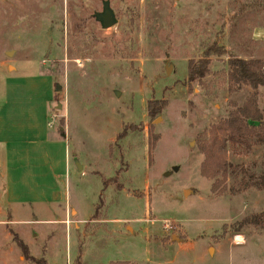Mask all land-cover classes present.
<instances>
[{
	"label": "rangeland",
	"instance_id": "rangeland-1",
	"mask_svg": "<svg viewBox=\"0 0 264 264\" xmlns=\"http://www.w3.org/2000/svg\"><path fill=\"white\" fill-rule=\"evenodd\" d=\"M253 33L264 0H0V264H264V228L238 226L264 141L225 142L219 195L201 172L231 103L255 92L264 120V86L227 77Z\"/></svg>",
	"mask_w": 264,
	"mask_h": 264
},
{
	"label": "trees",
	"instance_id": "trees-1",
	"mask_svg": "<svg viewBox=\"0 0 264 264\" xmlns=\"http://www.w3.org/2000/svg\"><path fill=\"white\" fill-rule=\"evenodd\" d=\"M208 64L209 61L206 57L199 58L196 62L189 61L187 66L188 80L194 81L203 77L208 72ZM227 65L228 81L230 84H234L236 89H239L242 85H248L253 90H256L259 86H264L263 60L259 58H231ZM231 104L233 108L228 112V115L210 128V132L213 133L211 145L204 144L202 146L205 159L201 164V172L214 179L211 184V191L218 195L227 189L225 182L232 167L224 158L225 142L230 141L234 144L247 145L249 138H253L254 143L264 141V132H260L264 126V120L262 111L257 105L256 93L252 92L241 105L234 102ZM254 122H257V124H254ZM217 132H222L223 137L218 139ZM213 146L218 147L215 150L220 152L219 154L211 150ZM248 179L251 182L249 184L257 188H264V175H259L257 178L250 175ZM244 224H253L264 228V210L244 217L238 223V226Z\"/></svg>",
	"mask_w": 264,
	"mask_h": 264
},
{
	"label": "water",
	"instance_id": "water-1",
	"mask_svg": "<svg viewBox=\"0 0 264 264\" xmlns=\"http://www.w3.org/2000/svg\"><path fill=\"white\" fill-rule=\"evenodd\" d=\"M95 18L100 21L103 28L110 27L115 24L116 20L112 10L109 8L108 2L103 3L102 11L94 14ZM168 68V67H167ZM168 71V70H166Z\"/></svg>",
	"mask_w": 264,
	"mask_h": 264
},
{
	"label": "crops",
	"instance_id": "crops-1",
	"mask_svg": "<svg viewBox=\"0 0 264 264\" xmlns=\"http://www.w3.org/2000/svg\"><path fill=\"white\" fill-rule=\"evenodd\" d=\"M253 38L255 42H258L259 46H260V50H259V54L254 56V58H261L264 60V37L263 38H257L254 33H253ZM66 222V221H65ZM237 243H240L238 241H236Z\"/></svg>",
	"mask_w": 264,
	"mask_h": 264
},
{
	"label": "bare ground",
	"instance_id": "bare-ground-1",
	"mask_svg": "<svg viewBox=\"0 0 264 264\" xmlns=\"http://www.w3.org/2000/svg\"><path fill=\"white\" fill-rule=\"evenodd\" d=\"M236 241L242 242L243 241V238L240 235H238V236H236Z\"/></svg>",
	"mask_w": 264,
	"mask_h": 264
},
{
	"label": "built area",
	"instance_id": "built-area-1",
	"mask_svg": "<svg viewBox=\"0 0 264 264\" xmlns=\"http://www.w3.org/2000/svg\"><path fill=\"white\" fill-rule=\"evenodd\" d=\"M263 74H264V72H263Z\"/></svg>",
	"mask_w": 264,
	"mask_h": 264
}]
</instances>
